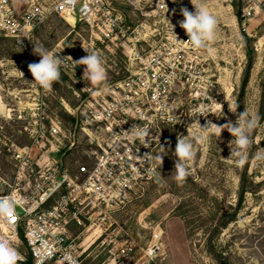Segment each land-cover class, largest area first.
Returning <instances> with one entry per match:
<instances>
[{"label": "rangeland", "instance_id": "374dc122", "mask_svg": "<svg viewBox=\"0 0 264 264\" xmlns=\"http://www.w3.org/2000/svg\"><path fill=\"white\" fill-rule=\"evenodd\" d=\"M10 2L18 10L33 3L45 6L49 0ZM193 2L203 3L218 20L210 50L201 49L205 75L213 84L207 91L211 108L199 122L201 126L208 121L217 125L235 123L245 109L257 115L259 124L253 132L249 163L239 168L227 159L233 139L227 130L220 137L210 134L206 144L197 146L190 174L178 185L174 179L177 136H186L187 126L193 122L186 114L183 124L163 132L154 153L156 157L164 151L161 146L166 149L160 168L159 161L154 160L157 175L140 195L112 213L114 222L103 236L88 246L83 242L89 251L85 264H100L111 257L108 249L124 240L143 248L152 233L158 235V248L150 260L142 257L144 264H264V162L253 159L257 151L264 150V0ZM175 3L194 8L191 0ZM112 5L125 16L126 35L117 40L106 39L85 23L77 22L71 27L73 23L54 13L34 26L30 47L0 34V194L6 191L12 177L10 143L28 142L21 132L26 121L41 119L48 124L56 117L64 127L76 125L75 135L80 142L71 159L77 153L81 155L82 146H86L80 126L88 120L86 108L92 97L104 91L84 81L83 65H77L73 73L68 56L73 60L86 56L83 47L99 53L104 59L108 88L136 67L129 62V51L142 43L141 26L152 25V18L146 19L126 0H113ZM247 9L249 15L245 14ZM33 44L64 57L61 79L50 90L32 81L28 65L40 60L33 54ZM247 51L251 67L242 87L249 62ZM182 95L186 100L187 96ZM229 104L239 105L236 113L229 111ZM18 114L23 118L18 119ZM19 233L22 237V229ZM98 234V230L87 228L81 239Z\"/></svg>", "mask_w": 264, "mask_h": 264}, {"label": "built area", "instance_id": "2783aa9c", "mask_svg": "<svg viewBox=\"0 0 264 264\" xmlns=\"http://www.w3.org/2000/svg\"><path fill=\"white\" fill-rule=\"evenodd\" d=\"M112 1L49 0L18 12L10 0H0V34L30 47L34 26L54 13L72 17L71 27L85 23L117 40L126 35L125 16ZM126 1L152 18V25L141 26L144 39L129 51V62L136 67L89 102L88 120L80 126L86 145L82 154L71 159L80 142L76 125L64 127L56 117L48 124L26 121L21 132L28 142L9 145L12 177L0 196L11 194L18 203L15 216L0 222V236L16 247L19 264L28 257L31 264H84L75 239L91 227L103 236L114 222L112 213L140 195L153 177L149 170L156 169L154 153L165 129L183 124L186 114L211 108L207 91L213 83L205 75L202 52L185 42L188 36L179 25L181 8L195 9L174 0ZM165 18L181 41L174 42ZM133 124L149 129L147 144L128 133ZM157 240L152 233L143 248L124 240L108 252L113 264H133L138 250L150 260Z\"/></svg>", "mask_w": 264, "mask_h": 264}, {"label": "clouds", "instance_id": "9594fccd", "mask_svg": "<svg viewBox=\"0 0 264 264\" xmlns=\"http://www.w3.org/2000/svg\"><path fill=\"white\" fill-rule=\"evenodd\" d=\"M68 2L71 4L74 3V0H68ZM191 3L195 11H189L186 7L180 10L183 20L179 22V25L188 36V40L185 42L190 43L195 50L209 49L210 42H213L216 38L218 20L203 3L197 4L193 0H191ZM166 20L172 32L174 42L181 41L174 32V25L170 20ZM33 46V54L38 55L40 60L28 65V69L33 77L32 81L36 86L44 90H50L52 85L61 79L60 69L64 63V57L57 56L42 45L33 44ZM83 48L87 55L79 60H73L72 57L68 56V62L71 61L70 65L73 73L77 65H83L84 81L103 91H107V77L103 57L95 51ZM21 74L23 75L22 72ZM238 106V104L236 106L229 104V111L236 113ZM205 111L206 109L193 111L190 116L193 118V122L187 126V135L177 136L174 151V156L176 157L174 179L178 185H182L190 174V166L194 163L197 156V146L206 144L210 134L220 137L222 132L227 130L233 137L229 142L230 156L227 159L233 160L235 166L239 168H243L249 163V155L253 146V132L258 127L259 117L250 114L245 109V111L238 114L235 123L229 121L223 125H217L208 121L206 125L201 126L199 118L207 116L204 114ZM180 122V118H178L176 124ZM128 133L134 140H140L142 144H147L146 137L150 139L149 129L135 124H133ZM161 148L164 151L153 158L159 161V168L162 165L163 155L166 153V149L163 146ZM253 159L256 162H264V150L257 151ZM149 172L153 176L157 175L155 168L150 169ZM17 203L18 201L11 194L0 196V222H7L15 216ZM19 261L20 253L16 247L13 246L8 238L0 236V264H19ZM73 264H75V260H73Z\"/></svg>", "mask_w": 264, "mask_h": 264}, {"label": "crops", "instance_id": "0c3cea01", "mask_svg": "<svg viewBox=\"0 0 264 264\" xmlns=\"http://www.w3.org/2000/svg\"><path fill=\"white\" fill-rule=\"evenodd\" d=\"M82 234H83V231L80 233V235L75 239V242L79 248V251L81 253V258L83 260V263L85 264L84 260L87 258V256L89 255V251L88 250V244H90V242H93V240H96L98 237V235H92L94 237H90V236H86L84 237L83 239H81L82 237ZM87 242V246H84L83 245V242ZM140 250L137 251L136 255H135V258H134V262L133 264H144V261L141 260L142 259V256H138V252ZM141 252V251H140ZM109 253V252H108ZM51 264V263H49ZM100 264H113V260L111 259L110 256H108V258H106V260H103V262H101Z\"/></svg>", "mask_w": 264, "mask_h": 264}, {"label": "trees", "instance_id": "16d2710c", "mask_svg": "<svg viewBox=\"0 0 264 264\" xmlns=\"http://www.w3.org/2000/svg\"><path fill=\"white\" fill-rule=\"evenodd\" d=\"M236 16L238 17V13H236ZM246 55H247V57L249 58V62H248L247 65H246L245 75H244V78H243V80H242V87L245 85V83H246V81H247L248 72H249V69H250V67H251L250 51H247V52H246ZM23 264H31V260H30V258L28 257V258L26 259V261H25Z\"/></svg>", "mask_w": 264, "mask_h": 264}, {"label": "bare ground", "instance_id": "6f19581e", "mask_svg": "<svg viewBox=\"0 0 264 264\" xmlns=\"http://www.w3.org/2000/svg\"><path fill=\"white\" fill-rule=\"evenodd\" d=\"M65 19H66V20L68 21V23H70L71 25H72V23H74L73 18L70 17V16L65 17ZM2 108H3V107H2Z\"/></svg>", "mask_w": 264, "mask_h": 264}, {"label": "water", "instance_id": "95a60500", "mask_svg": "<svg viewBox=\"0 0 264 264\" xmlns=\"http://www.w3.org/2000/svg\"><path fill=\"white\" fill-rule=\"evenodd\" d=\"M14 8H15V6H14ZM22 10H23V7L22 8H19L17 11L19 12V11H22ZM77 68H78V66H77Z\"/></svg>", "mask_w": 264, "mask_h": 264}]
</instances>
